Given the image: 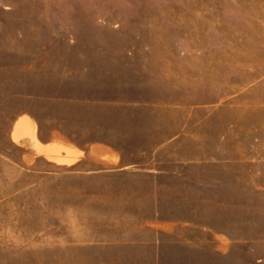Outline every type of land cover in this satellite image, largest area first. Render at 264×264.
Instances as JSON below:
<instances>
[{
	"label": "rangeland",
	"instance_id": "1",
	"mask_svg": "<svg viewBox=\"0 0 264 264\" xmlns=\"http://www.w3.org/2000/svg\"><path fill=\"white\" fill-rule=\"evenodd\" d=\"M0 264H264V0H0Z\"/></svg>",
	"mask_w": 264,
	"mask_h": 264
},
{
	"label": "crops",
	"instance_id": "2",
	"mask_svg": "<svg viewBox=\"0 0 264 264\" xmlns=\"http://www.w3.org/2000/svg\"><path fill=\"white\" fill-rule=\"evenodd\" d=\"M21 119V120H20ZM30 121V124L33 126L34 129V134L36 136V138L38 139V141L40 142V146L42 147H51L54 145H63L64 147H67L69 149H75L77 150V158L76 160H81L84 157H86L87 155L91 156V157H98L96 155L98 154V151H102L105 150L104 149V145L103 143H99V142H95L94 147L92 148V151H96L97 154L93 155L88 153V149L86 148V146H84L83 144L77 143L75 141H72L71 138H68L67 135H65V133L63 131H61L58 128H54L52 130V132L48 135L47 139H42L41 138V131H42V122L41 120L37 117V115H35L32 112H21L19 113L13 120L12 123V127H11V136L13 138V130L15 127V124L17 121ZM24 134V133H23ZM21 134L18 138H22L24 135ZM63 134V135H61Z\"/></svg>",
	"mask_w": 264,
	"mask_h": 264
},
{
	"label": "bare ground",
	"instance_id": "3",
	"mask_svg": "<svg viewBox=\"0 0 264 264\" xmlns=\"http://www.w3.org/2000/svg\"><path fill=\"white\" fill-rule=\"evenodd\" d=\"M28 128H32L33 129V126L30 124V121H28V120H24V121H21L18 125H17V127H16V134H15V136H16V138H18V136H19V134L18 133H20V130H25V129H28ZM39 150L40 151H44V152H47L48 154H52V150H51V147H42V146H39ZM74 154H76V151L75 150H71L70 151V154L69 155H74ZM60 158V157H59ZM61 159H63V160H65V159H67V158H60V160ZM68 160V159H67ZM70 161H72V160H70Z\"/></svg>",
	"mask_w": 264,
	"mask_h": 264
}]
</instances>
